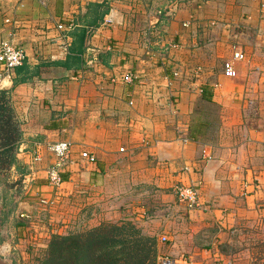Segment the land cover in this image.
Returning <instances> with one entry per match:
<instances>
[{
    "label": "crops",
    "instance_id": "crops-1",
    "mask_svg": "<svg viewBox=\"0 0 264 264\" xmlns=\"http://www.w3.org/2000/svg\"><path fill=\"white\" fill-rule=\"evenodd\" d=\"M211 3L0 0V40L26 52L24 65L11 74L3 75L0 65V92L9 95L20 132L17 165L0 167V180L9 183L0 193V264L25 260L30 246L54 231L55 215L46 209L87 185L95 184L101 199L126 198L130 206L137 205L136 189L148 188L151 205L158 204L151 218L161 223L166 252L178 264H216L212 259L239 217L262 210L264 121L253 108L263 105L264 70L248 60L238 70L236 61L234 79L207 82L205 76L207 59L221 56L215 45L234 43L228 32L237 14L259 34L252 43L241 33L233 51L242 50L245 59L258 54L264 0H237L222 21L214 20L221 3ZM215 26L223 35L208 36ZM80 28L90 32L87 42L85 33L81 51L71 53ZM35 140L71 143L74 162L59 189L48 185L52 157L46 150L30 170ZM83 151L95 160L83 158ZM177 184L198 188L201 209L180 207ZM38 192L49 205L37 202Z\"/></svg>",
    "mask_w": 264,
    "mask_h": 264
},
{
    "label": "rangeland",
    "instance_id": "rangeland-1",
    "mask_svg": "<svg viewBox=\"0 0 264 264\" xmlns=\"http://www.w3.org/2000/svg\"><path fill=\"white\" fill-rule=\"evenodd\" d=\"M210 1L213 2L211 7L212 4L215 6L221 3L220 7L215 9L216 18L214 20L222 21L228 18L230 14L228 5H232L237 0ZM237 15L233 31L228 32L234 43L229 44L228 48L227 44L215 45L221 56L206 61L208 74L205 76V80L207 82H213L219 76H224L225 79H234L235 77L225 76L223 72L224 63L232 58L233 46H238L241 33L250 36L248 39H252V43L255 42V38L259 34L254 25L243 23L247 20L243 14ZM215 27L214 30H207L208 36L223 35V29ZM259 41L257 45L258 54L253 51L250 57L247 56L248 58L238 61V70L243 68L242 64L246 63V60L253 63L254 66H262V70H264V36L259 38ZM229 52L231 57H226ZM261 98L264 105V90L261 91ZM263 105L255 107L257 109L253 108V114L259 115L263 119L262 121H264ZM9 117V113L5 112L0 123L1 168H8V152L2 150L10 144H7L5 138L16 134L14 131L16 128L15 120ZM25 170V164L20 163L19 171L24 172ZM0 182V193L4 195L9 183L4 178ZM147 190L149 189H136L138 200L135 206H130L128 202H125L126 198H115L107 195L101 199L102 191L97 194L95 184L78 188L75 195L64 196L53 211H50L49 206L46 209L48 210L47 213L50 212L55 215V218L49 223V229L54 231H50V234L44 237L39 245H31L30 249L27 250L26 259L18 264H48L46 257L49 253V247L54 240L62 237L67 238L70 254L76 250L77 245H80V253L84 256L81 264H93L92 260L98 252L107 255L104 262L107 261L109 264H156L159 255L168 253L166 252V240L163 235L159 234L161 223L151 218V215L155 214L154 210L158 204L151 205L155 203L152 199L149 200V196L146 195ZM35 197L38 202L37 194ZM260 203H262V210L252 209L239 217L237 222L239 225L237 224L233 231L229 232L225 243L218 247L221 255L215 258L211 256L208 259L214 258L212 260L216 264L224 262L226 264H264V204L263 202ZM139 206H145L146 209L137 208ZM180 207L184 210L183 204L180 203ZM139 212L144 216H139ZM107 262L105 264H108ZM97 263L99 262H95V264Z\"/></svg>",
    "mask_w": 264,
    "mask_h": 264
},
{
    "label": "built area",
    "instance_id": "built-area-1",
    "mask_svg": "<svg viewBox=\"0 0 264 264\" xmlns=\"http://www.w3.org/2000/svg\"><path fill=\"white\" fill-rule=\"evenodd\" d=\"M7 21L9 22L10 20ZM74 27L75 25L73 23L69 25V29H73ZM58 28L63 30L62 35L64 37H68L62 24H59ZM89 33V31L86 33V42ZM243 59H245V53L235 48L232 59L224 63V74L228 77H234L237 73L235 62ZM25 62L26 52L22 46L14 44L9 39L0 40V65L3 68V75L11 74L15 68L22 66ZM129 78H132V74H129ZM45 150L52 157V162L46 167L48 185L53 189H59L64 182V173L69 170L70 165L74 162L71 143L67 140H35L30 153L31 161L28 162L30 170L33 169V166H36L44 160ZM81 156L89 161L95 160V156L88 151H83ZM174 193L179 203L184 205L185 210L192 211L202 207L199 199V191L195 185L177 184L174 187ZM37 196L39 197L38 202L41 205H47L50 202L48 198L39 192ZM181 259L186 261L187 256H182ZM156 264H178V259L168 254H161L157 258Z\"/></svg>",
    "mask_w": 264,
    "mask_h": 264
},
{
    "label": "trees",
    "instance_id": "trees-1",
    "mask_svg": "<svg viewBox=\"0 0 264 264\" xmlns=\"http://www.w3.org/2000/svg\"><path fill=\"white\" fill-rule=\"evenodd\" d=\"M95 6H98V4H93ZM85 33L86 30L85 28H80L77 29V32L73 33L75 37V45L71 48V53L81 51L83 44H84V39H85ZM70 58H75L73 56H69ZM77 60V58H75ZM24 65V64H23ZM20 81L22 79H19ZM19 80H15L14 84L19 82ZM7 112L10 115V119L13 118L12 115V110L10 108V100H9V95L6 92H0V123H1V118H3L4 113ZM15 136H9L6 137L5 140L9 146H6L8 148H4L2 151L8 152V166H11L13 164L17 165V160L15 156V149H16V144L17 140L19 138L20 132L19 128L17 126V123L15 122ZM53 244L51 247H49V253L48 256L46 257V262L48 264H81L82 258L84 257L83 254L80 253V245H77L76 250L72 252L71 254L69 253V247H67V238L62 237L60 239H56L52 242ZM106 254L103 252H98L96 257L93 258L92 262L95 264V262H99L97 264H105L104 259H106ZM108 263V262H107ZM109 264V263H108Z\"/></svg>",
    "mask_w": 264,
    "mask_h": 264
}]
</instances>
